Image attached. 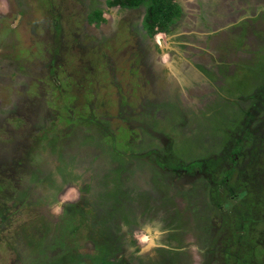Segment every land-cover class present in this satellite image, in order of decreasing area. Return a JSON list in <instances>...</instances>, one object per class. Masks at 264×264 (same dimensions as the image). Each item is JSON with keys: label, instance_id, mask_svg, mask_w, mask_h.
I'll return each mask as SVG.
<instances>
[{"label": "rangeland", "instance_id": "374dc122", "mask_svg": "<svg viewBox=\"0 0 264 264\" xmlns=\"http://www.w3.org/2000/svg\"><path fill=\"white\" fill-rule=\"evenodd\" d=\"M139 5L127 10L105 0H0L1 36L6 39L10 24L23 48L10 55L18 60V76L0 68L13 77L2 86L9 97L0 106L14 101L0 120V206L6 201L0 264H264V102L252 105L264 96L256 92L264 83V0L233 1L232 17L245 15L251 31L242 40H209L215 47L210 54L198 48L201 35L154 31L159 42L148 43L160 57L143 52L139 26L147 1ZM91 10L102 12V21L90 24L97 19ZM30 38L38 41L33 50L26 47ZM230 42L236 52L227 50ZM229 59L235 69L223 85L230 105L218 96L203 101L214 91L190 75L185 60L199 61L203 70L200 62L230 68ZM64 90L78 104L61 108ZM243 95L252 97L247 108L255 120L241 125L249 141L237 148L241 135L230 131L246 113L235 100ZM149 150H157L158 159L165 153L167 166L186 164L188 175L154 165ZM69 185L80 197L62 203L56 214L52 207ZM139 231L154 239L138 244L133 232Z\"/></svg>", "mask_w": 264, "mask_h": 264}, {"label": "flooded vegetation", "instance_id": "af4514ba", "mask_svg": "<svg viewBox=\"0 0 264 264\" xmlns=\"http://www.w3.org/2000/svg\"><path fill=\"white\" fill-rule=\"evenodd\" d=\"M108 1H110V0H105V3L107 4ZM233 1H234V4H235V0H224V2L221 5V0H178V1L177 0H174V2L177 3V5L179 7V14H178L177 18L175 20H173V22H171V24L169 26L168 32H164L163 33L164 34L163 36H169V35L174 36V34H177L178 31L180 32V34H186L187 36H190L191 33H195L197 37H199L198 35H201L199 37V39H201L203 45L202 46L199 45L198 48L200 47L199 49L202 52L203 51L204 52L208 51L209 54H210L211 51L213 52L214 51V48H215L213 45H211L209 43V40H210V42H216L217 43L218 42V39H220L221 37H224V39H225V37H227V35H229V37H232L233 36L232 37L233 40L234 39H240V40H242V39H244V36L249 33L248 31L250 29L248 28V25L244 21V16L245 15L239 16L237 18H233L232 17L235 14V11H234L235 6L234 5H233V7L231 6V4H232ZM139 4H137V5L133 6V7L120 6L119 4H108V5H109V7L119 6V7L123 8V9H127L128 10V9H132V8H139L140 7ZM212 10H214V11H212ZM91 11L93 12V10H91ZM230 11H232L231 14L230 13H228V14L225 13V12H230ZM95 12L96 11L93 12V15H95L94 14ZM95 17L97 19L96 20H90V24L91 23L95 24L97 22L102 21V19H103L102 12H100L99 15H95ZM231 17L233 19H231ZM142 19H143V15H142L141 20ZM189 21H191V22H189ZM179 22L181 24L188 22L189 23V28L186 27V31H180L179 29H176L175 28V25L177 23H179ZM90 24H88V25H90ZM9 26H10V24H8V26L5 25V27H4L5 28L4 29V37L6 39H4L3 36H1V33H0V56H1V58H0V68H12L9 71V72L12 73L10 76L15 77V76H18L19 75V72H17L19 70H18V67H17V64H16V62L18 60L17 61H14V59L12 57H10V55H12V53L15 56H18V55L22 54L23 48H22L21 45H18L19 46V50H18V46L16 45L17 44V39H14L15 37L14 36H11L10 31H13V30H12L11 26L10 27ZM139 27H140V32H142V34L145 36L144 37V40H143L144 41V46H147V48L144 49L143 52L145 51L146 53H148V55H150L152 57H154V56L160 57V55H161L160 51L153 50L150 47V44L148 43L149 42L148 41L149 39H153L155 42H157V38L158 37H157V35H154V34L156 32H160V31H156V32H153L152 35H148L147 32L145 31V29L142 26V21H141V24H140ZM194 29L195 30H198V31H194ZM211 38H213L214 40L211 41ZM29 40H30L29 41V44H27L26 47H28L30 50H33L34 49V45H33L34 42H37L38 43V41H36L35 39H32L31 40V38ZM166 41H164V42H166ZM21 42H22V40H21ZM217 44H219V43H217ZM230 48H231V51H235V52L237 51L236 50V46L233 43H231V42H230V47H229V49L227 48V50H230ZM9 49L11 50V53H10ZM2 54H4V55H2ZM8 57H9V59L12 58V60H13V62L10 65L4 63L7 60ZM160 61H162V60L160 59ZM229 61L231 63H229V64L227 63L228 64L227 66L230 67V68H223V67L222 68H215V66H217V65H213V64L212 65H208V64H204L203 62H200L205 67H207L205 69L203 68V70H200L196 66V63L198 64L199 61L196 60L195 62H192V64H191V62H188L187 60H185V62H186L185 64H187V65L184 66V67H187V69H190V70H191V68H188V67H192V69H193L192 72H190L188 70L190 72V75L192 73H195L196 75L198 74L205 81H207V83H209V85H211L210 87L214 91V93H210V94L206 95V99H205V97H202L201 99L203 101H205V100L208 101V99H212V98L214 99L217 96L221 98L220 101L222 103L225 102V103H228L229 104L228 101H231L232 100L231 97L229 96L230 95L229 88L226 91L225 88H224V85H223L224 77L226 75H227L228 78L231 77V75H233V71L235 69V67H234L235 66L234 61L233 60H230V59H229ZM220 62H223V61H220ZM51 65L53 66V63L52 62H51ZM151 65L153 66L152 62L150 64H148V65L146 64V67L149 68V67H151ZM209 67H211V68H209ZM242 67H246V65H242ZM162 68H165V65L162 66ZM206 71H208V72H206ZM153 72H154V70H153ZM155 72H156V69H155ZM155 72L153 74H155ZM157 72H158V70H157ZM177 72L178 71H176L175 72V75H173V76H177V78H178L180 76V71H179V76L177 75ZM207 73H210V76H208ZM211 73H213L214 75L212 76ZM171 74L172 73H170V75ZM48 75L51 76L52 79H54L53 78L54 77V72L53 71L50 72V70H48ZM10 76L9 75H6V74H4V75L0 74V100H2L3 98H5V100H6V98L9 97L8 96V89L7 88L4 89L3 87H6L7 86L5 84V83H7L6 82V79H8V81L10 83H12L11 79L13 77H10ZM212 77H214V80H211ZM201 80L199 82H201ZM175 82H176L175 79H173L171 85H173V83H175ZM182 83H183V81H182ZM211 83L214 84L216 87H214ZM198 85L201 86L200 83H198ZM198 85L196 87H198ZM220 85H223V86L221 87ZM184 86L186 88H189V87L194 86V85H186V83H185ZM257 86L259 88H256L257 89L256 92H259V93H263L264 94L263 90L260 89V87H263L264 88V83L263 84H259ZM206 87H208V85H206ZM28 91L30 92L31 90H28ZM198 91H200V90L198 89ZM61 92H62L61 93L62 94V104H61L62 106H61V108L64 107L65 105H67V104H70V102H75V103L78 104L79 101L78 100H77L78 102L76 101L77 96L75 98H72L73 96H70L67 90H64L65 96L63 95V91H61ZM183 97L184 98H181L182 100H184L185 98H187L189 96L185 94V96L183 95ZM10 98L12 100V99H16L17 97L16 96L14 97L13 94H11L10 95ZM251 98L252 97L250 95L249 96L243 95L242 96V99L235 98V100H237L238 103H240L239 101H241L243 103V109H246L247 106H248V104H249V100H251ZM64 99H65V101L63 102ZM66 100L68 102H66ZM203 101H201L199 103L202 104ZM237 101H235V102H237ZM235 102H233V103L236 104ZM257 102H264V96H259L258 99H254V101L252 102V105H256L257 107H259V104H257ZM13 103H14V101L11 102V103H9L10 104L9 106H11V107L7 106L8 104L5 105V103H2V106H0V110L3 111V114L0 113V120L4 116V113H7L8 111H10L9 109L12 108V105L11 104H13ZM63 103H66V104L63 105ZM239 105H241V104H239ZM249 105H251V104H249ZM241 107H242V105H241ZM190 108H192V107H190ZM198 108H200V107L193 108L192 110L193 111H197ZM261 108L263 109L264 108V105H261ZM252 109L253 108H250V106H249L247 108V110H245L246 113H245V115H243L244 118L241 120V124H239V126H238V123H237L233 127L232 131H230L231 134H236L235 137L238 134L241 135V136H237L236 137L237 139H239L238 141L236 140L237 143L239 142V145H237V148H241L243 142L249 141V138L247 136H243V135H247V133H245L244 126L246 127L247 125H249V123L251 125V123L255 120L254 117H253V114L251 113V110ZM201 115L202 116H205L206 113H203V111H202L201 112ZM234 120H236V119H234ZM243 123H244V126L242 127L241 125ZM237 128H239L238 131H236ZM17 131H20V127H18ZM223 132H224V129L222 130V133ZM123 133H124V131H122V135H123ZM42 136H40V137L42 138ZM155 137H156V135H155ZM157 138H159V137H157ZM0 139H3L2 136H0ZM165 140H166V138H165ZM161 142L163 144V141H161ZM233 143H235V142H233ZM168 147L169 146H167V149H168ZM153 149H155V148H153ZM30 151H33V146L28 147L26 152H30ZM150 151L153 152V158H152L151 161L154 163V165L157 164V163H160V166L162 165L164 167L165 171H169V172L173 171L174 174H176L177 176H186V175H188L187 168L184 167L186 164L184 166L176 165V166L173 167L172 164L169 165V166H167L166 165L167 164V161L165 160V156H166L165 153H162L161 158L158 159L160 153L157 150H149V152ZM20 158H17V160H15L16 161L15 163L17 165H22V164H19V163H23L22 161L19 160ZM36 158L37 157L35 156V159ZM213 161H216L217 162L218 160L215 159ZM160 169L162 170L161 167H160ZM196 170L198 171V168H196ZM199 170H200V168H199ZM225 180H226L225 177L221 179L222 184H223V182H226ZM209 182L213 185V186H211L212 187L211 188V190H212V196L211 197L213 198V201L214 202H218V194H217V191H216V187H217L216 182H215L214 179L209 180ZM229 186L232 189V186L230 184H229ZM1 190H3V189L0 188V192H1ZM20 197H21V199H24L25 198V196H22L21 194H20ZM5 203H6V201H5ZM5 203H2L3 206H0V209L3 208L0 211V215H2L3 212H4V207L6 205ZM139 212H141V211H139ZM121 217L123 218V216H121Z\"/></svg>", "mask_w": 264, "mask_h": 264}, {"label": "trees", "instance_id": "16d2710c", "mask_svg": "<svg viewBox=\"0 0 264 264\" xmlns=\"http://www.w3.org/2000/svg\"><path fill=\"white\" fill-rule=\"evenodd\" d=\"M147 1L142 19V26L148 35L154 31L168 32L169 25L179 14V7L173 0H110L108 4L133 7ZM99 15V12H95Z\"/></svg>", "mask_w": 264, "mask_h": 264}, {"label": "clouds", "instance_id": "9594fccd", "mask_svg": "<svg viewBox=\"0 0 264 264\" xmlns=\"http://www.w3.org/2000/svg\"><path fill=\"white\" fill-rule=\"evenodd\" d=\"M159 42V38H158ZM163 59H167V56L163 57ZM80 192L78 188L74 185H69L62 194L59 196L60 204H55L52 207V211L56 214H59L61 211V204L68 201H75L79 199ZM133 237L136 239L137 243L140 245H146L150 241L154 239L153 234L145 233L143 231L133 232Z\"/></svg>", "mask_w": 264, "mask_h": 264}]
</instances>
